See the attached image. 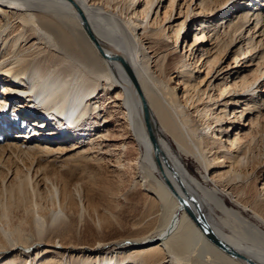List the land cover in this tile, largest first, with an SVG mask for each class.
<instances>
[{
  "label": "bare ground",
  "instance_id": "bare-ground-1",
  "mask_svg": "<svg viewBox=\"0 0 264 264\" xmlns=\"http://www.w3.org/2000/svg\"><path fill=\"white\" fill-rule=\"evenodd\" d=\"M163 1L0 0V264H264V0ZM77 171L130 174L127 236L48 241Z\"/></svg>",
  "mask_w": 264,
  "mask_h": 264
},
{
  "label": "rangeland",
  "instance_id": "rangeland-1",
  "mask_svg": "<svg viewBox=\"0 0 264 264\" xmlns=\"http://www.w3.org/2000/svg\"><path fill=\"white\" fill-rule=\"evenodd\" d=\"M164 1H163L164 3L163 5L165 6L168 4V0H164ZM234 1L235 0L227 3L226 6L221 10L222 15L225 13L224 17H226V19L228 20L232 17V15L234 14L237 15L238 12L244 8V5L240 3L237 6V8H235V10L232 9L234 12L233 13L231 8L229 7L233 5ZM160 11L161 13L163 12L162 9ZM197 20L198 18L195 21ZM195 21L190 22V24L187 25L188 32H185L186 35L185 37H187L186 40L188 41V43H191L193 41V31L196 27ZM176 57H179V55L175 54L174 58ZM250 59L251 58L249 57L245 60H242L239 65H243L242 66L243 68L241 67L242 69L239 71L238 70L239 65H238L236 66V68L232 70V72L235 73L236 71L237 72L239 71V73H243V75L249 74V71L247 70L253 69L252 66L246 67V65L249 63L253 65V63L250 62ZM231 61H232L231 58L229 59L227 58L225 64L222 67H226L225 65L229 64ZM1 95L2 94L0 92V97ZM18 96L19 95H10L9 96L10 98H8L7 100V104L6 105L2 104L4 106V108L2 107L3 108L2 110L4 111L6 110L7 112L11 111V108L13 109L12 102ZM18 98L22 99L21 96H19ZM16 112L17 113L20 112L19 113L20 116H18V118H20V122L23 123L28 124L30 118L33 119L36 118L35 116L31 115L29 111H26L25 113L22 112L21 110L20 111L16 110ZM65 133H66L65 129L61 131V134L64 135ZM48 137H52V136H48ZM128 142L129 145H132L130 140H127V143ZM131 153L132 152H130V158L132 157L134 158V155ZM187 159H188L187 163L189 164L190 171L200 179L201 177L200 170L198 169L197 164L191 158H187ZM105 163L107 162H105L104 160L103 164L105 165ZM59 178L65 179L66 181L69 182L72 191L75 192L74 198L77 196L75 200L78 203V207L72 208L70 210L71 215L66 210L67 215L69 214L68 217L70 219V224H72L71 226L72 228L68 232L69 234L68 233L59 234L58 237L56 238L55 235H53L51 238H49L48 240L49 242H59L60 244L66 246L70 245L73 247H79V246L94 247L97 244L98 240L111 241L115 238L125 237L130 233V223L133 221L135 217L137 218L140 215V212L142 211L141 209L144 207L145 202H144L143 192L133 187V182L132 179H130L131 176L129 173L126 172L122 175L121 177L122 182L118 183V185L113 182L108 184H103L102 182H99L98 178H96L95 175L90 177V174L88 172L81 173L77 171L74 173H62L61 177ZM91 187L95 189L94 192H91L89 190V188ZM73 189L75 190L77 189V191ZM81 189L84 191L83 194L81 192L78 193V190L80 191ZM40 190L42 192V198L39 200V202L41 204L42 213H47L51 207L49 206L50 204L48 198H46L48 194L47 189L41 187ZM112 191L116 193L115 196L116 198H113V196L111 195ZM130 197L131 199H129ZM134 203H138V204H134ZM81 206H83L85 210L84 212H80L79 207L81 208ZM131 209L132 210L135 209V210L132 211ZM136 210L137 212H135ZM17 213L18 215L20 214V212H16L14 215L16 216ZM80 215L82 217H80ZM15 219L13 221L17 222L18 217ZM98 221H100V223H98ZM97 223L99 224V226L97 225Z\"/></svg>",
  "mask_w": 264,
  "mask_h": 264
},
{
  "label": "water",
  "instance_id": "water-1",
  "mask_svg": "<svg viewBox=\"0 0 264 264\" xmlns=\"http://www.w3.org/2000/svg\"><path fill=\"white\" fill-rule=\"evenodd\" d=\"M152 139V138H151Z\"/></svg>",
  "mask_w": 264,
  "mask_h": 264
}]
</instances>
